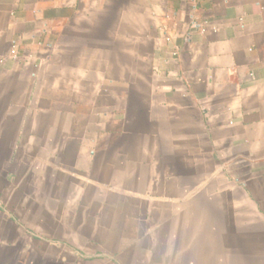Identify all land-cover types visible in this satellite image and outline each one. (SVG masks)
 Returning a JSON list of instances; mask_svg holds the SVG:
<instances>
[{
    "label": "crops",
    "instance_id": "1",
    "mask_svg": "<svg viewBox=\"0 0 264 264\" xmlns=\"http://www.w3.org/2000/svg\"><path fill=\"white\" fill-rule=\"evenodd\" d=\"M0 264H264V0H0Z\"/></svg>",
    "mask_w": 264,
    "mask_h": 264
}]
</instances>
